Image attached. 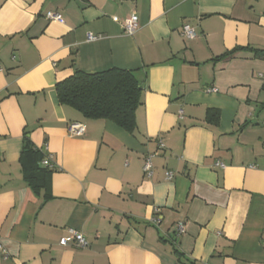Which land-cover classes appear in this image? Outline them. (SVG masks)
Wrapping results in <instances>:
<instances>
[{"label": "crops", "instance_id": "obj_1", "mask_svg": "<svg viewBox=\"0 0 264 264\" xmlns=\"http://www.w3.org/2000/svg\"><path fill=\"white\" fill-rule=\"evenodd\" d=\"M263 55L264 0H0V264H264ZM111 68L141 84L132 133L57 99ZM24 139L51 156L38 192ZM67 229L87 247H61Z\"/></svg>", "mask_w": 264, "mask_h": 264}, {"label": "trees", "instance_id": "obj_2", "mask_svg": "<svg viewBox=\"0 0 264 264\" xmlns=\"http://www.w3.org/2000/svg\"><path fill=\"white\" fill-rule=\"evenodd\" d=\"M240 50L243 49L227 52L216 60ZM55 91L59 104L73 109L84 119L110 121L128 133L135 130V113L141 105L142 89L133 71L111 68L84 73L76 70L72 76L58 82ZM217 118L216 111H209L206 117L212 123L217 122ZM44 157L42 150L34 148L28 139H24L20 163L24 179L34 192L46 187L51 174L48 168L38 166Z\"/></svg>", "mask_w": 264, "mask_h": 264}, {"label": "built area", "instance_id": "obj_3", "mask_svg": "<svg viewBox=\"0 0 264 264\" xmlns=\"http://www.w3.org/2000/svg\"><path fill=\"white\" fill-rule=\"evenodd\" d=\"M46 18L50 21H53V22H61L62 21L61 15L58 13H53V12H48L46 14ZM123 27H124L126 34L133 35L139 28L136 17L133 16V17L125 20ZM181 34L185 40H193L196 37L193 29L188 25H184L182 27ZM97 39H98V37H94L92 35L87 36V41H95ZM208 91H215V90L210 89ZM178 115H179V118H181L182 111H179ZM66 131H67V134L71 137H82L85 134V126L81 123H69ZM158 146L160 149H162L164 147L161 141L159 142ZM152 158H153V155H147L144 159L142 171H143V174L146 178H149L152 175ZM41 164L43 167L51 169L52 168L51 156L46 153ZM215 166L217 168H220V169L223 168V165L219 162H217L215 164ZM171 178H172L171 172H166L165 173V179L171 180ZM156 222H157V220L153 219V223L155 224ZM183 231H184L183 226H182V224L179 223L177 225V228H176L177 236L181 235L183 233ZM58 243L61 247H67L69 245H73L77 248H85L88 245V243L85 240V238L83 237V235L78 233L77 231H75L73 229H67L66 235L61 237L59 239ZM0 256L3 259L8 258V254L1 244H0Z\"/></svg>", "mask_w": 264, "mask_h": 264}]
</instances>
